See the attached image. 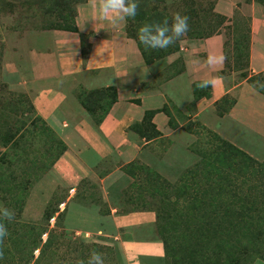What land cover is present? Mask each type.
Returning a JSON list of instances; mask_svg holds the SVG:
<instances>
[{
    "label": "crops",
    "instance_id": "crops-1",
    "mask_svg": "<svg viewBox=\"0 0 264 264\" xmlns=\"http://www.w3.org/2000/svg\"><path fill=\"white\" fill-rule=\"evenodd\" d=\"M100 3L88 0L77 7L76 31L47 29L23 38L24 56L15 61L14 73L22 89L32 94L37 113L67 147L34 190H47L48 197L56 191L73 195L91 181L112 223V230L102 233L121 263L167 264L156 212L127 208L133 178L123 167L161 138L191 142L194 134L185 126L189 122L263 160L264 94L241 72L227 78L225 27L211 36L181 39L176 52L147 63L126 25L114 27L99 18ZM245 7L251 19L247 70L253 75L264 71V5L255 0L214 2V11L229 20L226 25ZM205 81L213 82L210 95L195 98V88L202 90ZM105 88H114L117 100L97 124L79 95ZM224 98L235 103L224 109ZM148 112H155L151 123L158 136L132 128L144 123Z\"/></svg>",
    "mask_w": 264,
    "mask_h": 264
},
{
    "label": "rangeland",
    "instance_id": "rangeland-1",
    "mask_svg": "<svg viewBox=\"0 0 264 264\" xmlns=\"http://www.w3.org/2000/svg\"><path fill=\"white\" fill-rule=\"evenodd\" d=\"M29 1L32 6L16 7L13 14L8 13L10 8L4 10L0 6V163L12 176L20 177L25 171L32 182L25 196L23 210L19 214L20 221L36 226L35 237L38 232H43L41 245L49 239L42 264H68L75 255L79 259L80 256L75 252L77 246L82 249V245H94V252L102 255L104 264H122V259L110 244V239L102 233L103 230L111 231L112 223L105 217L108 206L96 184L86 182L83 185L85 189L73 195H70V191H56L48 197L47 190H34L35 185L51 167L54 154L58 152L61 144L58 141L56 143L54 134L44 130L40 122L33 121L35 115L31 111L32 94L22 89L18 74L14 73V64L17 58L24 56L23 38L27 34L72 26L77 7L88 0ZM214 2L215 0H148L147 7L143 9L144 13L138 14L134 20L131 19L134 34L137 35L138 28L148 22L150 16L162 18L163 20L158 21L160 23L165 19L171 23L176 13L189 17V32L181 39L208 34L211 30H206L207 26L221 24L219 17L212 11ZM236 19L241 23L236 36L240 35L236 37L234 30L229 31V67L225 71L226 76H233V72L242 70L249 73V49L245 38L250 23L248 7L239 9ZM235 37L241 42L237 49L233 47ZM227 78L229 79L228 76ZM231 101L230 98L225 100L222 108H227ZM185 126L194 134L191 142L161 138L135 161L123 167L133 178V183L126 192L127 208L160 211L162 221L160 225L157 224V235L159 238L166 235L174 239L180 264L204 259L205 221H202L205 220V212L203 214L193 209L183 210L181 207L192 204L194 197L196 200L208 199L201 193L205 189V178L196 169L201 165L205 151L222 146L218 135L206 127L193 122ZM144 127L149 130L147 135L157 136L151 126ZM141 129L142 127L136 128ZM253 159L264 161L254 157ZM35 160L38 162L34 163ZM191 171L193 176H189ZM195 181L199 184H194ZM185 185H191L192 188L187 194H181L179 190ZM7 198L8 195L0 190V206L6 207ZM12 211L17 215V210ZM20 221L16 217L12 221L16 232H21ZM216 232L222 234L223 229L215 228L212 224L206 233L213 236ZM201 235L204 236L200 240ZM6 245L7 249L16 254V259L12 261L14 264L21 256L17 251L21 249L19 240ZM40 247L34 249V258L40 255ZM88 259L89 257L80 259L78 263L87 264ZM3 262L11 263V260L8 258ZM258 263L263 264L264 260L257 258L248 264Z\"/></svg>",
    "mask_w": 264,
    "mask_h": 264
},
{
    "label": "trees",
    "instance_id": "trees-1",
    "mask_svg": "<svg viewBox=\"0 0 264 264\" xmlns=\"http://www.w3.org/2000/svg\"><path fill=\"white\" fill-rule=\"evenodd\" d=\"M256 2L264 5V0H255ZM148 0H140L138 14H143V9L147 7ZM29 0H0V6L4 7V10H8V13H14L16 7L32 6ZM215 16L219 17L221 24L216 26H207L206 30H211L210 33L202 36L194 37H206L213 34L220 33L222 28H226L227 35L229 37L227 46L230 44L229 31L234 30L236 36L238 34L241 23L235 18L231 25H226L229 21L227 17L218 14L214 11ZM137 14V15H138ZM77 16V11H76ZM75 22L69 27H59L50 29H65V30H77ZM159 16H150L148 22H158ZM163 20V19H162ZM251 21V19H250ZM220 26V27H219ZM215 28V29H214ZM47 30V29H46ZM127 34H130L131 38L135 39L138 46L145 57L147 63H151L157 59L165 57L179 49L180 40L167 49H146L137 39V35L134 34V24L132 20L127 21ZM189 32V31H188ZM248 34L245 35L248 43V49L250 48V23L247 30ZM194 33V32H192ZM191 33V34H192ZM240 35V34H239ZM236 36V37H239ZM235 37L234 49H237L241 42ZM249 65V57H248ZM229 67L228 55L226 68ZM241 77L248 78V81L261 93L264 94V71L257 74L249 75L248 72L242 70ZM212 85L207 87H201L202 90L195 88V98H199L203 95L209 96ZM79 99L82 105L87 109L89 114L93 117L97 124H99L112 108L113 104L117 100V92L114 88L97 89L91 91L83 90L79 95ZM227 100L228 98H224ZM235 103L231 101V105ZM31 111L35 115L33 121L41 123V127L47 132L54 134L57 141L61 144L58 152L54 154L52 165L66 150V145L63 140L55 133V131L47 124V122L37 113L33 102L31 103ZM155 112H148L144 123L135 124L132 128L142 127L141 133L146 134L149 130H146L148 125L153 128L154 132L159 135V132L155 130V126L151 123L152 116ZM17 133H15L16 135ZM19 134V133H18ZM17 134V135H18ZM147 135V134H146ZM20 136V135H19ZM148 137H151L147 135ZM17 137V136H13ZM218 139L221 141L222 146L216 149L205 151L202 157L201 165L196 169L197 173L205 178V189L201 191L208 199L196 200L194 197L187 206H182L184 209H193L195 212H205V254L202 260L192 261L188 264H248L257 258L264 260V161L259 162L246 152L224 140L218 135ZM247 160V161H246ZM38 161L35 160L34 163ZM14 164V163H13ZM49 167V169L51 168ZM48 169V170H49ZM3 169L0 163V190L8 195L6 199V207L11 211L17 210V221H20L19 214L23 210L25 203V196L28 191L29 185L32 183L29 175L23 171V175L20 177L12 176L10 172ZM47 170V171H48ZM39 175V174H38ZM189 176H193V172L189 173ZM194 184H199L195 181ZM191 185L182 186L179 190L181 194H187L191 189ZM194 194V193H193ZM157 214V224L162 221V215L158 209H152ZM7 224L9 235L2 242L0 247V264H12V261L16 259V254H13L7 249V243L18 242L21 245V249L17 250L21 253L17 262L14 264H42V260L46 256V248L48 246L49 239L41 245L40 239L42 231L36 233V226L24 223L20 221L21 232H16L13 222L4 221ZM215 226V228L223 229L222 234L216 232L213 236L206 233L209 226ZM13 227V228H12ZM20 228V227H19ZM218 235V236H217ZM204 235H201L200 240ZM161 239L165 247V255L167 264H180L178 259L179 251L176 248V242L166 235H161ZM179 239V238H178ZM180 240V239H179ZM41 247H40V246ZM76 245V244H75ZM77 246V245H76ZM83 248L78 249L77 246V259L76 255L72 257L68 264H79L78 260L90 257L94 252V245L87 246L82 245ZM40 247V255L34 258L33 251ZM30 248V250H29ZM10 258L11 263H4L5 259ZM77 262V263H76ZM80 262V261H79Z\"/></svg>",
    "mask_w": 264,
    "mask_h": 264
},
{
    "label": "clouds",
    "instance_id": "clouds-1",
    "mask_svg": "<svg viewBox=\"0 0 264 264\" xmlns=\"http://www.w3.org/2000/svg\"><path fill=\"white\" fill-rule=\"evenodd\" d=\"M95 9V5H93ZM139 0H101L99 5V18L107 21L114 27L126 25L129 19H135L138 14ZM95 19V15L93 16ZM189 31V17L176 13L171 23L168 19L160 22H146L137 31V39L146 49H167L180 40ZM212 81L201 83V87H207ZM264 86V85H261ZM15 218L13 211L0 206V242L9 235L7 224ZM87 264H104L101 254L93 252Z\"/></svg>",
    "mask_w": 264,
    "mask_h": 264
},
{
    "label": "built area",
    "instance_id": "built-area-1",
    "mask_svg": "<svg viewBox=\"0 0 264 264\" xmlns=\"http://www.w3.org/2000/svg\"><path fill=\"white\" fill-rule=\"evenodd\" d=\"M87 235H89V234H87Z\"/></svg>",
    "mask_w": 264,
    "mask_h": 264
}]
</instances>
